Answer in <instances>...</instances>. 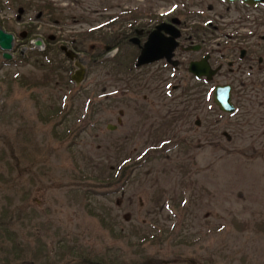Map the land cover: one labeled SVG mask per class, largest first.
<instances>
[{"label": "rangeland", "instance_id": "obj_1", "mask_svg": "<svg viewBox=\"0 0 264 264\" xmlns=\"http://www.w3.org/2000/svg\"><path fill=\"white\" fill-rule=\"evenodd\" d=\"M240 17L224 0H0L16 36L13 60L0 49V264H264V40L248 36L264 19ZM158 21L184 28L185 47L216 34L213 83L174 71L198 55L181 47L135 69L126 38ZM31 35L80 42L86 79L56 53L50 68ZM225 83L235 115L209 98Z\"/></svg>", "mask_w": 264, "mask_h": 264}, {"label": "flooded vegetation", "instance_id": "obj_2", "mask_svg": "<svg viewBox=\"0 0 264 264\" xmlns=\"http://www.w3.org/2000/svg\"><path fill=\"white\" fill-rule=\"evenodd\" d=\"M224 2L227 5H232L233 6V5H237L238 4V5L241 6V17L239 19H243L244 21L253 20V23L257 22L259 20V18L264 19V13L261 14V12H259L260 11L259 8H260L261 4L250 5V4L245 3V2H242V1H238V2H235V3H229L227 0H224ZM259 15H261V17H259ZM155 23L156 22L151 23V25L143 24V35H142V37L140 39V43L143 45V49L147 45V43L149 42V37L152 34V32L157 29L158 25L162 24V23L159 22V24L156 23V25H155ZM163 23L169 24L171 22L165 21ZM152 24H154V25H152ZM169 26H166L162 30L161 38H163L165 40L161 39L163 44L161 46L159 45L160 47H162V51H164L165 53L168 52V50L169 51L172 50L171 53H169L165 57L171 56L172 53H174L175 49H177L179 47H181V49H183L184 52H188L189 54L191 52L194 53L195 51H192L191 50L193 45H190L188 47H185L184 45H180V42L179 41L183 38V34L185 33L184 28H182L181 26L178 27L176 25L177 28H178V32H180V34L175 33L174 37H177L178 35L179 36L177 38H175V40H173V39L171 40L170 39L171 32L169 30L167 31V29H170L171 28ZM174 31L176 32V30H174ZM258 33H259V29L257 28V29H255L253 31H250L249 34H248V36L252 35V38L255 39V40H260V39H263L264 40V35H260ZM215 35L216 34H214L213 32H210L209 31V33L207 35H205L204 37L202 36V37L196 38V40H198V41H200V40H202L204 38L202 40V43H200L201 44L200 45V49L201 50L198 52V55H194L193 57H191L188 60V63H185L183 61L182 64H178L179 66H175V70L177 71L179 69H182L184 71V69H185L190 74V77L192 78V80H194L195 79V76L194 75H191V73H190L191 63L194 62V61H199V60H201V59H203V58L206 57L207 58V63H209L213 68H216V67L221 68L220 69V71H221L223 69V65L221 64V62L220 63L215 62V60L212 59L213 53L207 51V48L209 46V44L207 43V41L210 39L208 42H211L212 38H214ZM221 37H222V35H221ZM50 46H52L51 43L49 41H47V49L48 50H50ZM243 51H244V53H243ZM249 53H250V49L247 50V49L242 48L240 50V59H241L240 61H242V62L243 61H246V59H248L247 56H249ZM263 60H264V57H262V55H260L259 56V59H258V66L261 69H262V66H263L262 65L263 64ZM228 66H233V62L232 61L228 62ZM200 79H201V83H202V85H203L204 88L207 87V85L211 84V82L213 83V80H214L213 79V80L208 81L206 78L205 79L200 78ZM233 87L235 88L236 85H234Z\"/></svg>", "mask_w": 264, "mask_h": 264}, {"label": "water", "instance_id": "obj_3", "mask_svg": "<svg viewBox=\"0 0 264 264\" xmlns=\"http://www.w3.org/2000/svg\"><path fill=\"white\" fill-rule=\"evenodd\" d=\"M233 1V0H231ZM247 2H262L264 0H243ZM164 28V26L159 27V29ZM159 33L155 32L151 38L150 41L147 43L146 48L144 51H142L139 59H138V65L141 66L144 63L151 62L160 56H162V47H160L163 43L161 40V37L159 38ZM13 35L6 33L3 31V29L0 28V47L5 50L4 58L11 59V55L7 52L8 50H11L13 48ZM36 44L41 46L42 41L38 40L36 41ZM160 45V46H159ZM63 50L66 51V55L71 59H77L76 65L80 68L75 75H73V79L77 81V83H80L85 75V66L83 63H81L80 56L75 53L74 51L68 49L66 46L62 47ZM191 70L198 76L201 75H207V77L211 78L212 74L215 71H211L209 68V65L206 62V59L199 63H193ZM215 99L216 102L221 106L222 109L225 111L232 112L234 111V106L231 103V87L226 86L224 88H218L215 91Z\"/></svg>", "mask_w": 264, "mask_h": 264}, {"label": "trees", "instance_id": "obj_4", "mask_svg": "<svg viewBox=\"0 0 264 264\" xmlns=\"http://www.w3.org/2000/svg\"><path fill=\"white\" fill-rule=\"evenodd\" d=\"M50 6V5H49ZM51 7V6H50ZM111 178H113V174H111ZM99 218L101 219L102 223L104 225H106L107 223V219L101 215H98ZM112 229V227H111ZM8 261V260H7ZM7 261L4 263V264H7ZM93 262H96V263H93ZM82 264H108L106 261H102V260H97V261H94V260H91L90 258L88 257H83L82 259ZM135 264H138V263H135Z\"/></svg>", "mask_w": 264, "mask_h": 264}]
</instances>
